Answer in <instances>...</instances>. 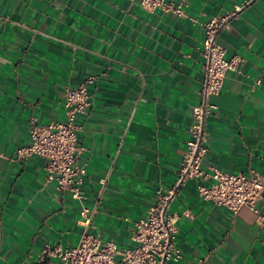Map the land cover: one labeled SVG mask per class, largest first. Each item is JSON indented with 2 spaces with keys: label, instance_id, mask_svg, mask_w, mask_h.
I'll list each match as a JSON object with an SVG mask.
<instances>
[{
  "label": "crops",
  "instance_id": "crops-1",
  "mask_svg": "<svg viewBox=\"0 0 264 264\" xmlns=\"http://www.w3.org/2000/svg\"><path fill=\"white\" fill-rule=\"evenodd\" d=\"M183 2L177 17L133 0H0V264H45L44 245L79 241L81 204L47 180L45 158L16 160L15 151L29 142L31 117L64 119V88L89 75L97 81L77 145L91 231L133 246L134 221L176 179L199 101L202 23L214 16L234 13L217 40L239 63L210 97L201 166L264 173V0ZM199 182L187 181L168 208L183 255L176 264H264L256 215L203 200Z\"/></svg>",
  "mask_w": 264,
  "mask_h": 264
},
{
  "label": "built area",
  "instance_id": "built-area-1",
  "mask_svg": "<svg viewBox=\"0 0 264 264\" xmlns=\"http://www.w3.org/2000/svg\"><path fill=\"white\" fill-rule=\"evenodd\" d=\"M145 10L160 9L173 16L183 17V0H133ZM233 12L214 16L202 23L204 38L201 54L203 75L198 90L199 101L192 108V122L187 128L188 138L177 170L174 183L166 189L156 191L153 203L146 213L134 221L133 246L119 249L114 242L102 241L91 231L95 208L87 206L84 180L86 169L79 164L81 148L77 145V133L82 129L78 123L91 106L89 86L97 77L87 76L77 86L64 88V119L38 124L34 117L29 120V142L15 151L16 160L32 156L46 159L47 180L55 183L59 193H68L81 204L80 215L83 231L76 246L63 248L46 244L39 254V262L53 264H176L183 255L176 244L177 218L168 213L171 201L187 181L198 178L199 196L232 213L247 208L256 215L257 223L264 229V173L252 171L249 175L230 173L218 168L204 170L202 160L207 152L208 133L205 120L214 109L210 97L218 95L228 71H237L239 59L227 58L226 50L217 37L227 26ZM192 22H197L192 19ZM104 182L105 180H101ZM210 181V182H209ZM185 215L191 217L189 212ZM202 262V260H199Z\"/></svg>",
  "mask_w": 264,
  "mask_h": 264
}]
</instances>
